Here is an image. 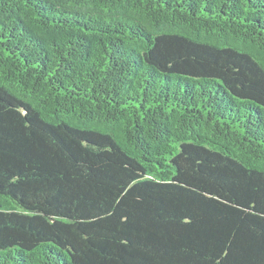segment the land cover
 <instances>
[{"label":"trees","instance_id":"trees-1","mask_svg":"<svg viewBox=\"0 0 264 264\" xmlns=\"http://www.w3.org/2000/svg\"><path fill=\"white\" fill-rule=\"evenodd\" d=\"M0 264H264V0H0Z\"/></svg>","mask_w":264,"mask_h":264}]
</instances>
